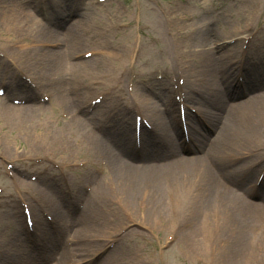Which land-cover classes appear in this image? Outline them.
I'll return each mask as SVG.
<instances>
[{
	"label": "bare ground",
	"instance_id": "obj_1",
	"mask_svg": "<svg viewBox=\"0 0 264 264\" xmlns=\"http://www.w3.org/2000/svg\"><path fill=\"white\" fill-rule=\"evenodd\" d=\"M26 2L27 0H6L7 4L4 3V1L0 3V32L7 35V37L8 35L13 34L17 36V38L11 39L13 45L5 46L10 62L15 61L16 56L14 54H18V61L20 60L23 62L22 54L29 53L28 66H31V74H33L34 77L38 75V83L41 80L46 82L44 83L47 86L46 89L54 95V101L61 104V106L68 108L81 105L83 103V94L85 92L90 93L87 87L84 86V81L88 78L94 80L101 72H108L107 69L111 70L112 62L111 60L104 62L105 59L100 57L71 62L69 61L68 49L70 52L76 53L79 49L85 47L84 33H86L91 39L89 47H96L93 49L101 50L103 52L98 56L101 54H107L108 59L115 58L124 62L128 58L126 51L123 53L120 51H108L107 49L104 51L102 50V44L107 40L103 36L105 33L96 27L99 28V26L102 25V22H105V13H103L102 18L101 14H94V11L90 8V12L88 10H82L79 12V16L76 20L69 22V19L65 16L69 4H61V2H59L58 4L56 3L57 7L55 4L50 5L55 11H52L51 15L48 16L47 21L45 20L43 22L32 15L30 8L26 6ZM169 9L170 17L174 20L176 28H180L179 30L175 29V41L178 39V45L180 47L179 53H186L188 59H192L193 56L196 55L198 56L199 62L198 64L193 63L192 68L194 69L196 76L195 86L202 91V96L194 97V99L196 104H199V108L203 111L207 110V104L208 106L216 108L213 114L211 115L209 113L208 116L213 123H211L209 129L203 127L205 130H203L198 136V145L193 148L195 149L193 152L195 156L192 157V159L179 160L177 163L167 162L166 164H159L155 158H152L148 160L146 166L131 164L130 161H126L125 159L127 156H131L132 153L130 142L129 140L125 142V138L121 136L120 138L123 141L122 147L124 148L125 154L122 158H111L109 166L112 169L115 167L121 168L114 169L118 178L123 174L127 177L131 176L128 181V192L134 189L132 187L135 183L139 182L144 184L148 182L151 177L155 178L156 189L153 190L152 195H155L156 198L154 201L153 199L150 200L156 204V208L164 210L167 218L169 214L167 208L169 205L166 202L167 188H157L159 181L176 176H184V180L185 182H188V184L183 186L179 185L178 187L172 184V189L175 191L173 194L178 195V199L183 197L181 200H186L187 195H184L183 192L186 193V190L189 188L188 178L191 173H193V175L197 174L196 176L198 179H201L200 181L203 183V190H200L202 194L206 192V199L208 201H214L218 205L217 208L220 210L222 209L220 214L222 220L221 225L223 226L222 234H225L232 241V244L229 245L228 243L227 251L222 254L223 262L224 264L225 262L226 264H238L241 250H237L236 248L242 247V243H244L243 238L246 234L245 232L252 229L258 216L263 218V215L260 216L258 213L259 209L264 210V206L245 199L241 193L229 188L223 179L215 177L213 164L218 161L215 159L218 153H224L225 151L234 148L240 134L244 135L242 138L243 143L240 145L249 143V137L246 134L254 135V138H250V142L256 140L259 134H264L261 132V125L255 127V125L247 123L244 126H237L243 124L238 122L239 119L243 118L245 120L247 116L252 120L254 113H256V108L264 107V94L252 96L250 100L238 101L236 105H234L235 107L233 106L229 110V113L224 115L222 127H219L218 121L222 119L221 115L224 112V104L226 103V101L219 96L220 82H224V77H231L234 73L228 69L225 70L224 76L221 74L220 68L222 63L225 62V58L213 54L208 46L209 43H206V41L211 39L215 34L214 31L217 27H212L210 25L211 21L209 20L210 22H208L204 16L198 15V10H196L195 13L199 18L194 22H200V24L193 26L194 30L191 33L190 40L185 41L182 36L183 34H188V28H191L192 26L186 28L188 22L183 20V15L180 18L179 14L188 11V8L187 6L175 7L172 4L169 6ZM118 10H120L121 16L126 14V9L118 8ZM114 13L118 14V11L114 10ZM154 20L156 21V16L154 17ZM51 21H54V23L51 24ZM103 28L105 27L103 26ZM185 28L187 29L186 31L182 30ZM228 29L229 33H234L238 28L234 27ZM233 33L224 38H229ZM218 34H220V32H218ZM79 40L83 41L80 42ZM35 42H40L42 46H40V43L39 45L35 44ZM44 43H51L54 48L43 47L45 46ZM60 44H62V47ZM198 46L201 47L199 50L196 49ZM65 74L69 75L68 80L64 78ZM113 75V72L110 73L111 77H113ZM149 94L151 93L144 91L141 99L143 100V105L148 111L150 118L155 120L158 125V140L161 142L160 148L165 147L168 151H177L180 145H177L172 139H169L165 118L163 114L156 109V105L152 104L153 102L151 101ZM153 94L158 95L160 98L163 97L161 92H154ZM235 98L230 97L227 100H233ZM0 105L7 108L3 110H6L8 117L11 119H13L14 116L16 118L25 116L26 114L20 109H28L27 106H10L2 102H0ZM41 107L43 109V106ZM29 109H31V112H34L33 107H30ZM84 117H94V113L88 116L83 113L81 116H72L69 121L71 126L68 125L67 128L69 127V129H71L72 127L83 134L93 135V133L88 130V127L84 125ZM190 120H192V117H190ZM194 120L196 123H201L198 119L194 118ZM261 121L262 122L260 123L264 122V115L261 117ZM190 128L193 130L192 135L195 141V134L198 130L194 129L191 122ZM175 129L178 131L177 125H175ZM211 130L216 132L217 136L213 142L208 144V136L211 134ZM60 134L65 135V132L60 131ZM48 137L50 138L48 139ZM55 137H59L55 131H51L50 135L46 132L41 138V141L43 144H48L47 142ZM149 138L154 139L155 136L149 135L148 140ZM57 140H59V143H56L55 148H59L60 146L63 147L66 143L64 138L59 137ZM148 140H146V142ZM91 141V144L95 146V149H99L101 152L104 151V148L97 142L94 140ZM146 142H144V145L147 144ZM155 147L157 148V146ZM107 151L111 152V150ZM123 166L125 167L122 168ZM250 176V173L246 175V181H248ZM132 177H139V180H135V178ZM122 189L125 191V188ZM183 207H185V216H187L188 212L191 213V215L188 214V217H186V219H188L186 239L190 241L192 239V233H195L194 226L197 222V212L199 211V207L194 202L192 204L191 200L186 201V204H184ZM231 228L235 231V235H233ZM227 237L225 241H227ZM195 239L197 241L196 237ZM22 264L25 263L22 262Z\"/></svg>",
	"mask_w": 264,
	"mask_h": 264
},
{
	"label": "rangeland",
	"instance_id": "obj_2",
	"mask_svg": "<svg viewBox=\"0 0 264 264\" xmlns=\"http://www.w3.org/2000/svg\"><path fill=\"white\" fill-rule=\"evenodd\" d=\"M70 1V0H68ZM129 2H131L132 0H128ZM142 1V0H141ZM158 2L157 5H162V6H166L165 4H167V2L161 1V0H156ZM184 2L182 4H186V0H183ZM264 0H216V2H219V6H221V9L219 10V15L218 18L221 21V23L226 24L223 28V26H220L219 24H216L217 29L220 31L219 36H216V38L221 39L224 38L225 36H228L230 34H232L231 32L229 33L227 28H234L235 27V23H236V19L239 20V25H238V29L235 31H240L242 30V27H245L246 25L250 24H257L258 21H260L259 18V14L262 12L261 7H258L259 4L261 2H263ZM146 2V1H145ZM177 3H180L179 0L176 1ZM187 5V4H186ZM207 6L209 8V12H208V16L207 19L210 18L211 15L215 14L216 12L213 10V8L211 7V4L209 1H205V0H200V2L198 3V6ZM190 8H188V11H184V17L185 19L188 16H193V12H194V7L192 9V7L190 5H187ZM193 6V5H192ZM251 6V7H250ZM107 7L112 8V4L108 5ZM257 8V9H256ZM102 9V7H101ZM148 9H150L148 7ZM191 9V10H190ZM196 9L198 10L199 7L196 6ZM246 9L251 11V15H248L247 12H244ZM159 11V10H158ZM145 14L149 13L152 11H148L146 8L144 9ZM158 13V12H157ZM246 17V20H244V18ZM106 20L107 17L105 16ZM104 18V19H105ZM127 18V16H126ZM125 18V19H126ZM116 19H118L119 21L122 20V17L119 16ZM145 19H148L147 17H145ZM217 20V19H216ZM219 20H217L219 22ZM118 22V21H116ZM200 22H191L188 23V26H196L199 25ZM164 25L163 23L161 24V29L160 31H162ZM222 29L226 30V33H224L222 31ZM160 31H157V33L154 35V37H158L163 35ZM224 34H223V33ZM234 32V33H235ZM233 33V34H234ZM85 34V41H87L88 36ZM120 35L117 36V39L119 38ZM152 36H148V42H149V38ZM17 38V36L15 34L13 35H5L4 33L0 32V46L2 47V49H5V46H9L11 43V39ZM110 39H114V35H110L109 36ZM126 39V38H125ZM215 40V38H213ZM212 38L209 39L208 41H206V43H210L212 40ZM80 42H82L83 40H79ZM27 42V41H25ZM33 44V43H32ZM37 44V43H35ZM41 44V43H40ZM4 45V46H3ZM161 46V45H160ZM167 44L162 43V47H166ZM261 48H263V44L262 42H257L253 45V54H256L257 52L259 53V50H261ZM27 54V55H26ZM26 54H22L24 58V62H20L22 65L24 64L25 68L28 69L27 65H28V59H29V53ZM15 55V54H14ZM17 58H18V54ZM6 60V59H5ZM5 60L0 58V82H5L9 81L10 78L7 77V75L13 71L14 75L16 76V72L17 69H15L14 67L12 68V65L10 62H6ZM31 60V57H30ZM167 59L161 60L159 59V62H171V63H176L175 60H171L170 61H166ZM26 61V62H25ZM112 62H116V61H112ZM153 63H157V62H153ZM255 74V73H254ZM256 76H258L257 74H255ZM257 79L262 83V85L264 86V78H258ZM159 105V104H158ZM161 107V106H160ZM22 112L25 111V109H20ZM49 111V110H48ZM39 110H37L36 114H29L27 117H25L24 119H20L16 118L14 116L13 119L9 118L7 115L6 111L0 110V151L9 156V157H20L23 155H27V154H32V155H37L38 153H42L43 151H50L48 150L46 147L43 146V148H41L40 145H38L37 149L34 147L33 143L36 141V134L35 132H40L37 130V127L39 126L41 119H43V115L38 113ZM256 112L258 114L253 115V119L254 120L256 118V120L254 121H259V117H262L264 115V107H259L256 109ZM21 114V113H20ZM246 122V120L244 121V119L241 120V123ZM247 124V123H245ZM264 125V122L261 123ZM31 136V137H30ZM75 140V139H74ZM261 141H264V138H262ZM73 150V152H72ZM54 152V151H52ZM60 154L64 155L65 158H71L72 154H75V156L78 155V153H76V151L73 148V144L68 147L65 151L59 152ZM55 155L56 152H54ZM58 156V155H57ZM59 158H61L60 156H58ZM78 158H84V155H79ZM93 159H95V162H97V158L94 157ZM115 175L111 170L107 171L104 173V182L108 181H112L114 179L117 178H112L110 176V174ZM129 173V171H128ZM121 178V179H120ZM119 180H117V185H120V182L124 179H126L124 176L120 177ZM121 180V181H120ZM115 181V180H114ZM120 181V182H119ZM124 182H127L126 180H124ZM140 192H142V190H139ZM109 197H111L113 200L115 197H122L124 202H127L126 199H124V197L122 196L121 192L120 193H116L113 191H107L104 196L100 199L103 200L105 198H107L109 200ZM135 200H130V203H133ZM87 203V202H86ZM213 203L210 205L212 206ZM95 206H96V200H93L92 203H88V205L86 206V208L84 209L86 213V217L87 219L90 221L91 223V227H90V231L88 233H84L80 236V238L83 240L85 237H87L90 234H94L96 237H102L103 236V232H105L104 237H107L111 231L115 230V227L117 226L118 222L116 223V220H107L104 221V218L102 217H98L95 213ZM105 206L108 207H114L118 209V206L116 205L115 202H112V204H106ZM87 210V211H86ZM203 210V208H201L200 212ZM104 211V209H103ZM196 229L199 227V221L196 224ZM184 229V228H183ZM199 229V228H198ZM184 231V230H182ZM195 231V229H194ZM177 234L179 236H177ZM176 234V238L174 240V244L170 246V244H168V248L165 252L164 258L166 261V264H179L181 261L180 256L182 255V250H184V253L187 254L188 256H192L196 253H206V252H210V249L212 248L211 246L205 247L203 244H199L198 241H194V243L192 244L191 248L192 249H186L184 248V244H182V242L180 241V235L181 233H177ZM195 235L199 236V233H197V230L194 233ZM194 234L192 233V237L194 236ZM248 238H249V233L245 235V237L243 238L244 243H242V247L241 248H236L237 250H241V254H240V260L238 262V264H242V260H243V256L246 252V248H247V242H248ZM184 240V239H183ZM185 241V240H184ZM258 241L260 242H264V234H259L258 237ZM83 243V242H81ZM86 243V242H84ZM213 245H218V243L216 242V240H214V243H212ZM239 244V243H238ZM199 245V246H198ZM197 247V249H196ZM92 248V247H91ZM90 247L88 248H84L82 251L83 253L87 254L90 250ZM210 248V249H209ZM217 251H219L218 246H217ZM69 250L66 254L63 255V259H66L69 257ZM221 252H225V247L222 248ZM257 254V252H256ZM215 264H220V262H218V258L215 255ZM153 261L150 262V264H152ZM256 264H264V257L262 255V259H260V257H256Z\"/></svg>",
	"mask_w": 264,
	"mask_h": 264
}]
</instances>
